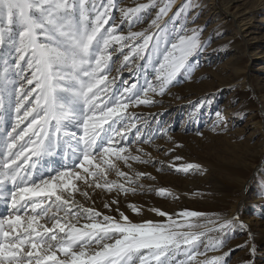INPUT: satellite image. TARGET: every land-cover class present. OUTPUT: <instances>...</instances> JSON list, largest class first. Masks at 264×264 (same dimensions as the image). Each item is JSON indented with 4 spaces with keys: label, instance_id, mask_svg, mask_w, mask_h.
Segmentation results:
<instances>
[{
    "label": "snow or ice",
    "instance_id": "snow-or-ice-1",
    "mask_svg": "<svg viewBox=\"0 0 264 264\" xmlns=\"http://www.w3.org/2000/svg\"><path fill=\"white\" fill-rule=\"evenodd\" d=\"M149 7L151 3L121 8V22L133 18L138 21V14ZM169 7L170 4L159 9L150 28L161 29L159 21ZM114 8V0H102L99 5L95 0H0V20H6V25L0 26V45L12 33V26L18 25L15 66L22 81L14 92L15 123L0 144V196L10 209L0 218V264H224L229 255L224 252L211 260L198 261V256L204 255L198 251L201 244L207 250L224 243L204 231L193 230L198 225L189 220L204 213L185 209L174 219L172 214L153 208L151 211L167 217L166 221L134 223L118 208L119 219L78 204L74 198H65V193L72 197L81 191L77 181H83L88 188L94 183L96 189L109 192L136 191L108 180V172L114 170L128 184L135 183L115 161H123L129 168L130 160L151 162L133 155L128 146L152 139L142 137L135 122L138 115L128 109L130 105L153 103L149 93L162 95L178 73L190 71V59L206 43L198 26L189 28L186 24L176 31L172 41H166L163 49L159 32L146 29L117 35L115 24L106 27ZM113 45H121V54L125 47L130 49L123 56L125 62L136 57L151 60L149 51L162 59L156 61V83L147 81L142 94L133 91V84L124 89L120 99L105 102L99 94L110 83L107 73L115 51ZM214 123L217 127L224 123L220 113ZM70 125L81 129L78 138L75 132L67 131ZM133 129L136 138L130 142L128 136ZM62 138L76 140L74 152L79 153V162L34 179L32 170L38 161L52 154ZM137 152L144 150L137 148ZM144 155L150 157L149 153ZM172 166L185 173L201 168L192 162ZM144 175L136 173L137 177ZM9 182L13 190L6 188ZM158 194L170 193L160 188ZM81 195L87 198L89 194L83 191ZM104 207L110 208L111 204L105 203ZM129 207L140 212L134 204ZM81 219L86 222L81 224ZM238 222V217L225 220L216 231L223 234Z\"/></svg>",
    "mask_w": 264,
    "mask_h": 264
},
{
    "label": "rangeland",
    "instance_id": "rangeland-1",
    "mask_svg": "<svg viewBox=\"0 0 264 264\" xmlns=\"http://www.w3.org/2000/svg\"><path fill=\"white\" fill-rule=\"evenodd\" d=\"M101 2L95 0L97 5ZM141 3H151V7L138 14V21L133 18L121 22V8ZM114 4L112 19L106 27L115 24L117 35L146 29L159 32L163 49L166 41H172L176 31L186 24L189 28L198 26L202 30L201 39L206 43L190 59V71L178 73L162 95L149 93L153 103L130 105L128 109L129 113L138 115L135 122L141 128L142 137H152L149 143L141 141L128 146L133 155L151 159V162L130 160L129 168L123 161H115L135 183L128 184L125 178L117 177L114 170L108 172V180L124 183L136 191L125 193L113 189L109 192L96 189L94 183L88 188L83 181H77L81 191L73 193L72 197L65 193V198H74L78 204L94 207L103 215L117 219L119 212H123L134 223L149 219L166 221L167 217L158 216L151 211L153 208L172 214L174 219L185 209L201 212L203 216L189 220L198 225L193 230L204 231L224 243L220 248L207 250L201 244L198 251L204 255L198 256V261L229 252L224 264H264V0H114ZM168 4L167 15L159 21L161 29L150 28L159 9ZM4 25L6 20H0V26ZM12 28V33L6 35L0 45V102L3 103L0 144L15 123L14 92L22 82L20 70L15 66V39L19 28L18 25ZM113 48L107 73L110 83L99 94L105 102L120 99L124 89L133 84L136 85L133 91L142 94L147 81L156 83V61L162 57L149 51L151 60L136 57L125 62L123 56L130 49L125 47L121 54V45H113ZM217 113L224 121L218 127L214 123ZM67 131L75 132L77 138L82 134L76 125H70ZM135 138L133 129L128 140L135 141ZM77 147L75 139L62 138L52 154L38 161L32 170L33 178L53 175L64 166L78 163L79 153L74 152ZM137 148L144 152H137ZM144 153H149L150 157ZM176 156L182 160L176 161ZM186 162L197 163L201 168L185 173L172 166ZM138 172L146 175L137 177ZM11 186L9 182L6 188L13 190ZM160 188L170 194L159 195ZM85 190L89 194L87 198L81 195ZM113 200L117 203L112 204ZM238 200L240 205L236 206ZM105 203L111 207L105 208ZM130 204L139 207L140 212H133ZM9 210L8 202L0 196V218ZM58 214L63 215V212ZM233 217H238L239 222L225 229L223 234L216 231L220 224ZM85 222L80 220L81 224ZM48 223L51 226V222Z\"/></svg>",
    "mask_w": 264,
    "mask_h": 264
},
{
    "label": "bare ground",
    "instance_id": "bare-ground-1",
    "mask_svg": "<svg viewBox=\"0 0 264 264\" xmlns=\"http://www.w3.org/2000/svg\"><path fill=\"white\" fill-rule=\"evenodd\" d=\"M244 185H246V184H244ZM11 187H12V186H11ZM82 187H83V186H82ZM240 188H241V187H240ZM85 191H86V190H85ZM238 202H239V200L236 202V206H237V204L240 205V202H239V203H238ZM2 205H3V204H2ZM6 215H7V214H6Z\"/></svg>",
    "mask_w": 264,
    "mask_h": 264
}]
</instances>
